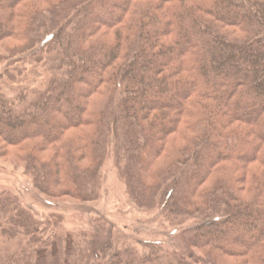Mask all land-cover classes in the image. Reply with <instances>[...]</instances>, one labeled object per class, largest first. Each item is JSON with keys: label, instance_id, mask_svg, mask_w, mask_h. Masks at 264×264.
Returning a JSON list of instances; mask_svg holds the SVG:
<instances>
[{"label": "trees", "instance_id": "obj_1", "mask_svg": "<svg viewBox=\"0 0 264 264\" xmlns=\"http://www.w3.org/2000/svg\"><path fill=\"white\" fill-rule=\"evenodd\" d=\"M8 41L9 60L58 64L21 111L0 99V156L48 198L90 203L113 145L137 207L195 222L180 250L109 264H264V0H0ZM43 224L0 191V235L33 248L6 264H103Z\"/></svg>", "mask_w": 264, "mask_h": 264}, {"label": "rangeland", "instance_id": "obj_2", "mask_svg": "<svg viewBox=\"0 0 264 264\" xmlns=\"http://www.w3.org/2000/svg\"><path fill=\"white\" fill-rule=\"evenodd\" d=\"M19 46L8 41V51L0 47V99L14 111H21L47 89L52 69L58 64L53 54L45 56L42 63H35L31 52L9 60L10 50ZM38 130L44 129L38 125L31 132ZM41 156L49 158L46 153ZM84 166L88 167V163ZM98 175L97 200L84 203L69 197L52 199L35 188V176L28 163L0 156V191L15 195L25 209L44 223L41 228L48 230L46 234L53 230L51 235L58 237L74 234L79 259L85 256L91 263L109 264L111 256L117 253H134L141 258L154 252L181 249L180 233L195 222L172 225L161 213L137 207L118 174L113 145H109ZM104 247H109L106 256L100 253ZM32 249L25 236L9 239L0 235V264H6L15 254L28 255Z\"/></svg>", "mask_w": 264, "mask_h": 264}]
</instances>
